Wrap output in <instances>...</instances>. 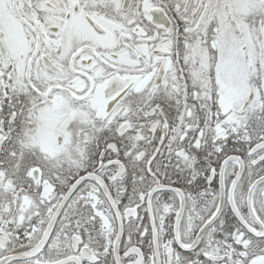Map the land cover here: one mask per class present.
<instances>
[{"label":"snow or ice","instance_id":"obj_1","mask_svg":"<svg viewBox=\"0 0 264 264\" xmlns=\"http://www.w3.org/2000/svg\"><path fill=\"white\" fill-rule=\"evenodd\" d=\"M0 264H264V0H0Z\"/></svg>","mask_w":264,"mask_h":264}]
</instances>
